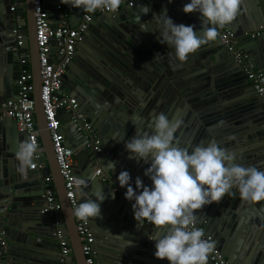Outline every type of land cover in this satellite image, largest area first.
I'll return each mask as SVG.
<instances>
[{
  "label": "water",
  "instance_id": "95a60500",
  "mask_svg": "<svg viewBox=\"0 0 264 264\" xmlns=\"http://www.w3.org/2000/svg\"><path fill=\"white\" fill-rule=\"evenodd\" d=\"M12 2L16 4L14 13L7 10ZM190 2L135 0L131 7H123L117 13H106L100 17L93 15L87 32L77 42L74 58L62 75L60 90L77 98L80 109L86 114L99 140L98 164L102 172L109 176L128 171L132 178L130 183L135 185V179L139 176L145 186H151V180L144 175L150 163L129 159L124 143L136 131H150L148 123L151 117L161 112L170 120L184 122L175 134L181 147H189V142L191 147L203 146L214 140L235 154L236 163L244 167L255 166L264 171V105L257 99L231 55L216 40L201 46L196 53L189 54L188 59L181 62L176 58L174 48L161 44L158 39L160 27L153 19L155 14L164 9H167V15L175 24L194 26V31H200L201 14H185L183 11L184 5ZM40 3L51 21L55 17L61 21L69 13L70 27H74L71 21L77 25L81 15L86 12L65 5L61 0H40ZM2 5L0 104L6 99H16L19 59L26 58L34 84L33 120L40 145L34 161L41 165L39 171L51 176L50 184L55 188L56 202L61 205L63 215L59 225L55 226L52 214L44 211L43 182L34 170H29L27 178L17 173L15 152L18 143L27 140V136L17 132L12 119L4 117L0 122V240L6 242V258L11 264H85L81 244L74 230L71 208L57 171L49 133L45 128L39 95L32 0H2ZM145 6L150 9L147 14L140 12ZM139 12L141 22L147 23L150 31H142L134 23ZM18 16L22 20L20 24L15 21ZM52 25L55 27V24ZM96 27L101 29L97 30ZM226 27L238 40L239 48L248 55L249 61L264 73V31L259 36H250L260 27L264 29V0H245L236 19ZM17 36L22 38L19 40ZM17 41L21 42L20 45H17ZM97 52H104V60L109 59L106 67L110 68V72L95 62ZM161 64L164 70L169 69L175 76L180 74L176 79L183 80L182 83L176 88L174 83H163V89L159 90L161 80L167 77L169 81L172 80V74L166 75L158 66ZM146 65L156 71V79L152 70L154 78L144 77L142 69ZM177 65L178 72L175 70ZM86 70L96 77L98 100L89 97L93 82L85 81L88 76ZM75 74H81L83 81H77ZM133 74L137 78H133ZM129 75L132 77L127 78ZM149 82L157 87V91L151 92ZM188 83L194 85L199 94L183 95L185 100L178 105L179 96L170 92L174 88L184 89ZM110 87L120 91L119 97L107 92ZM181 109L194 110L195 114L190 110L182 112ZM57 115L59 132L65 139L64 145L73 150L76 179L88 181L84 191L89 195L101 189L102 195L106 197L100 204V217L90 219L87 224L94 238L98 264H168V261L155 257V241L151 239L156 229L147 221L142 225L137 223L132 209L134 201L114 193L108 184L94 175L93 163L88 155V140L76 130L70 112L61 109ZM220 121H223V125L217 127ZM110 161L116 163L115 171L107 166ZM233 191L236 193L234 197L226 195L219 204L212 203L197 210L196 224L211 237L228 262L264 264V201L245 202L239 198L237 189ZM76 197L79 203L88 198L77 191ZM91 198L96 200L94 195ZM56 229L62 231L70 247L69 255L63 260L59 257V245L53 236ZM164 231L161 229L159 234L163 235ZM240 231L243 235L234 243V235ZM6 261L0 247V264ZM207 264L211 263L207 261Z\"/></svg>",
  "mask_w": 264,
  "mask_h": 264
},
{
  "label": "clouds",
  "instance_id": "9594fccd",
  "mask_svg": "<svg viewBox=\"0 0 264 264\" xmlns=\"http://www.w3.org/2000/svg\"><path fill=\"white\" fill-rule=\"evenodd\" d=\"M65 5L80 8L88 13L97 10L117 13L123 0H61ZM245 0H191L183 7L185 14H201V28L194 31V26L175 24L167 15V9L155 14L154 21L160 27L159 41L174 48L176 58L184 62L189 54L196 53L201 46L215 42L220 30L231 24L239 14ZM147 14L145 6L140 12ZM139 15L134 23L142 31H150L147 23L141 22ZM76 51V50H75ZM182 120H170L163 112L153 115L148 123L150 131H136V134L124 143L129 159L150 163L144 175L151 180V186H145L138 176L135 188L131 185L128 171H121L117 176L119 186L126 187L125 199L134 201L132 209L138 224L144 221L152 224L156 234L155 257L166 260L168 264H207L209 255L215 249V242L204 239V232L195 227L197 210L219 202L227 195L249 203L264 201V171L255 166L244 167L236 163L234 153L210 141L206 145L181 147L176 137L183 125ZM218 122L217 127L222 126ZM235 139V137H229ZM191 148V151H190ZM38 154V144L34 139L19 142L15 152L18 161L17 173L27 178L34 168V157ZM108 167L115 171L116 163L109 162ZM77 193L87 196L72 212L74 218L88 223L101 215L100 204L106 198L102 190L91 195L84 191L88 181L77 178L74 181ZM163 229L164 234L160 235Z\"/></svg>",
  "mask_w": 264,
  "mask_h": 264
},
{
  "label": "built area",
  "instance_id": "2783aa9c",
  "mask_svg": "<svg viewBox=\"0 0 264 264\" xmlns=\"http://www.w3.org/2000/svg\"><path fill=\"white\" fill-rule=\"evenodd\" d=\"M134 1L135 0H123L120 9L127 6L131 7ZM32 8L40 77L39 95L45 128L49 133L58 173L62 179L65 198L71 208V212H73L74 208L79 204L74 184L76 180L74 165L76 163L73 150L64 145L63 137L59 132L60 124L57 114L61 109L70 112L71 120L76 124V130L87 138L88 155L90 161L93 163L94 175L99 177L102 182L108 184L114 193L125 195L127 189L126 187L121 188L119 186L117 176H109L103 173L98 164L97 157L100 154V144L86 114L80 109L74 97L60 90L62 75L67 65L74 58L77 42L81 40V37L87 32L93 15L106 14L107 12L100 10H97L95 13L84 12L81 15L80 22L74 27L68 25L53 27L46 11L41 6L40 0H32ZM13 9L14 8L11 7L10 11H13ZM263 31L264 29L260 27L257 32L252 33L250 36H259ZM14 33H16V30H14ZM21 38V36H17V39L20 40ZM217 40L225 48L226 52L231 55L233 62L240 67L257 99L264 105L263 71L255 67V65L249 61L248 55L239 48L238 40L233 36L230 29L225 27L220 30V35ZM20 43V41H17V45H20ZM19 65V77L16 81V99H6L0 104V122L4 117L12 119L15 122L18 133L25 134L27 139L31 138L36 140L39 151L38 131L35 129L33 120V79L27 64V59H19ZM34 165L35 167L30 170L39 171L42 169L41 165H38L36 162H34ZM50 181V175H44L42 178L44 198L43 209L52 214L53 222L55 226H57L59 223L58 212L60 210V205L56 202L55 190L50 184ZM131 185L135 188L134 184L131 183ZM73 221L81 244V251L85 258L84 263L98 264L94 251V238L88 228V223H84L74 217ZM195 227L203 231L202 227L197 224ZM53 236L58 242L60 250L59 256L61 260H63L70 253L69 244L64 239L60 229H56ZM204 239L212 241L211 237L206 234L204 235ZM0 247L3 257L7 260L5 264H11L10 260L6 258L8 252L6 242L3 239L0 240ZM208 261L211 264H232L227 261L223 254L217 249L216 245L214 251L209 255Z\"/></svg>",
  "mask_w": 264,
  "mask_h": 264
},
{
  "label": "flooded vegetation",
  "instance_id": "af4514ba",
  "mask_svg": "<svg viewBox=\"0 0 264 264\" xmlns=\"http://www.w3.org/2000/svg\"><path fill=\"white\" fill-rule=\"evenodd\" d=\"M161 48H162V50L164 49L163 46H161ZM103 53L104 52H97L96 59H95L96 61L95 62H98L100 64V66L102 67V69H105L106 72H110L109 71L110 68L109 67L108 68L106 67V64L108 65L109 59H106L105 58V60H104V54ZM84 60H85V58H84ZM110 65L113 67V62H111ZM158 66H160L162 68L163 72L166 75L173 73L172 71H169V69H167V68L164 70V68H163L164 65L163 64L158 65ZM177 68H178V65L175 68L176 72H178ZM151 70H152V72H153V74L155 76V79H156L157 73H156L155 70H153L151 67H149V65H146V67L144 69H142V72H143L144 77L147 78V79H149L151 77L154 78L153 75H152V73H151ZM86 72H87L88 76H87V79L84 78L85 81L90 80L88 83L93 82V85H91V87H92V89H91L92 93L90 94L89 97H92L94 101L95 100H98L99 99V96H98V93H97L96 88H95L96 77L89 70L88 71L86 70ZM178 75L180 77V74H178ZM178 75H176V76H178ZM133 76H134L133 78H137V75L136 74H133ZM176 76L174 74H172V80L171 81L168 80V77L164 81L161 80V88H159V90L163 89V83H167L168 85H173V83H174L175 88H176V86H178V84L179 83H182V81H183V80H177L176 79ZM131 77H132V75H129L127 78H131ZM75 78L79 82L83 81V76L81 74H75ZM179 79H181V78H179ZM149 85H150L151 92L157 91L156 90L157 87L154 86L153 84H151V82H149ZM175 88H174V91L170 92V94H172V95L175 94V95L179 96L178 105L182 104V102L185 100V97H183V95H186V96L193 95V96H195V95L199 94V90L196 89L194 85L191 86L190 83H188L187 86L184 89H176L175 90ZM107 92H109V94H112L113 96H116V97H119V94H121L119 90L115 91L114 88H111V87L107 90ZM102 95H103V92L100 93V96H102ZM73 97L77 100V98L75 96H73ZM188 110H190V112L192 114H195V111L194 110H191V109L182 110L181 109V111L182 112H185V113Z\"/></svg>",
  "mask_w": 264,
  "mask_h": 264
},
{
  "label": "crops",
  "instance_id": "0c3cea01",
  "mask_svg": "<svg viewBox=\"0 0 264 264\" xmlns=\"http://www.w3.org/2000/svg\"><path fill=\"white\" fill-rule=\"evenodd\" d=\"M52 1V0H51ZM15 3L14 2H12L10 5H9V7H8V11L10 12V13H14L15 12ZM3 5H2V0H0V7H2ZM11 7H13L14 9H13V11H10V8ZM102 14H99V15H96L97 17H100ZM70 17V14L68 13V14H66V16H63V19L60 21V19H58L57 17H55V19H53L52 21H51V25H52V23L53 24H55V27H57V26H63V25H68L69 26V21H68V18ZM15 21H16V23L18 22V24H20L21 22H22V20H21V17H16L15 18ZM71 23L73 24V26H75L76 25V23H74V21H71ZM53 26V25H52ZM97 28V30H100L101 28L100 27H96ZM17 30H18V28H17ZM37 47V46H36ZM37 49V48H36ZM83 56V55H82ZM83 58H84V56H83ZM29 66V65H28ZM30 68V67H29ZM62 135V134H61ZM62 137H63V142H64V136L62 135ZM40 151V150H39ZM38 151V152H39ZM35 162V161H34ZM30 171H32V170H30ZM35 171V173H37V175L39 176V178L40 179H42L43 177H44V175H46V173H45V171H37V170H34ZM57 171H58V169H57ZM59 174V173H58ZM51 177V176H50ZM61 179V178H60ZM54 188V187H53ZM54 190H55V188H54ZM60 205V204H59ZM61 215H63V212H62V210H61V205H60V210H59V212H58V217H59V223H60V217H61ZM59 223H58V225H59ZM74 230H75V228H74ZM75 233H76V230H75ZM76 235H77V233H76ZM241 235H243V233L240 231L238 234H236V235H234L235 237H236V239L233 241L234 243L235 242H237L238 241V239H240V236ZM242 241V240H241ZM69 244V243H68Z\"/></svg>",
  "mask_w": 264,
  "mask_h": 264
},
{
  "label": "bare ground",
  "instance_id": "6f19581e",
  "mask_svg": "<svg viewBox=\"0 0 264 264\" xmlns=\"http://www.w3.org/2000/svg\"><path fill=\"white\" fill-rule=\"evenodd\" d=\"M60 257V256H59Z\"/></svg>",
  "mask_w": 264,
  "mask_h": 264
}]
</instances>
